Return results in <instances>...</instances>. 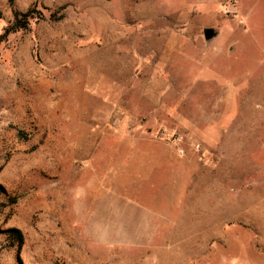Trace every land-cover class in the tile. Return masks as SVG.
Here are the masks:
<instances>
[{"label": "rangeland", "instance_id": "1", "mask_svg": "<svg viewBox=\"0 0 264 264\" xmlns=\"http://www.w3.org/2000/svg\"><path fill=\"white\" fill-rule=\"evenodd\" d=\"M0 264H264V0H0Z\"/></svg>", "mask_w": 264, "mask_h": 264}, {"label": "trees", "instance_id": "2", "mask_svg": "<svg viewBox=\"0 0 264 264\" xmlns=\"http://www.w3.org/2000/svg\"><path fill=\"white\" fill-rule=\"evenodd\" d=\"M32 11H27L23 14H19V13H15L14 15V23L13 26L9 27L10 30H18L21 28H25L26 25L28 24V19L29 18H33ZM8 31V32H9ZM5 240H6V248H14L16 250V255L17 258L19 259V252L20 249L22 248L23 244H24V236L22 234V232L14 227L8 228L5 230ZM20 260V259H19Z\"/></svg>", "mask_w": 264, "mask_h": 264}, {"label": "water", "instance_id": "3", "mask_svg": "<svg viewBox=\"0 0 264 264\" xmlns=\"http://www.w3.org/2000/svg\"><path fill=\"white\" fill-rule=\"evenodd\" d=\"M202 34H203L204 39L206 41H209L217 35V32L211 27H205L202 30Z\"/></svg>", "mask_w": 264, "mask_h": 264}]
</instances>
